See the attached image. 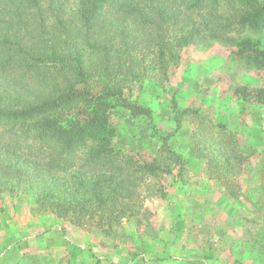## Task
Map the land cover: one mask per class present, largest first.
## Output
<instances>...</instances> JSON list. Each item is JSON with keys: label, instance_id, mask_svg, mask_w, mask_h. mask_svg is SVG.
<instances>
[{"label": "rangeland", "instance_id": "obj_1", "mask_svg": "<svg viewBox=\"0 0 264 264\" xmlns=\"http://www.w3.org/2000/svg\"><path fill=\"white\" fill-rule=\"evenodd\" d=\"M150 76L132 100L151 116L111 111L114 145L133 155L127 201L139 223L89 232L31 195L0 193V264H264V26L196 35L165 87ZM143 159L156 170L142 172Z\"/></svg>", "mask_w": 264, "mask_h": 264}, {"label": "trees", "instance_id": "obj_2", "mask_svg": "<svg viewBox=\"0 0 264 264\" xmlns=\"http://www.w3.org/2000/svg\"><path fill=\"white\" fill-rule=\"evenodd\" d=\"M261 26L264 0H0V193L31 195L89 232L139 223L127 201L133 155L114 145L112 109L151 116L132 100L148 71L165 87L196 35ZM249 43L238 42L251 56Z\"/></svg>", "mask_w": 264, "mask_h": 264}]
</instances>
